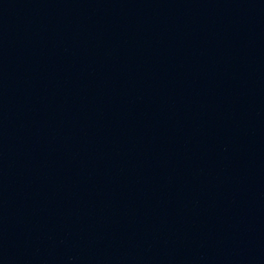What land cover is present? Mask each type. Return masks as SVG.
Wrapping results in <instances>:
<instances>
[{
	"label": "water",
	"instance_id": "water-1",
	"mask_svg": "<svg viewBox=\"0 0 264 264\" xmlns=\"http://www.w3.org/2000/svg\"><path fill=\"white\" fill-rule=\"evenodd\" d=\"M0 264H264V0H0Z\"/></svg>",
	"mask_w": 264,
	"mask_h": 264
}]
</instances>
